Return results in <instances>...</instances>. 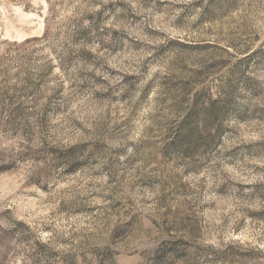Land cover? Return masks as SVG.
<instances>
[{"label":"rangeland","instance_id":"1","mask_svg":"<svg viewBox=\"0 0 264 264\" xmlns=\"http://www.w3.org/2000/svg\"><path fill=\"white\" fill-rule=\"evenodd\" d=\"M0 264H264V0H0Z\"/></svg>","mask_w":264,"mask_h":264},{"label":"trees","instance_id":"2","mask_svg":"<svg viewBox=\"0 0 264 264\" xmlns=\"http://www.w3.org/2000/svg\"><path fill=\"white\" fill-rule=\"evenodd\" d=\"M195 113H196V112H195ZM197 114H199V112H197ZM214 114H216V113L214 112ZM212 118H214V117H212ZM213 120H214V119H212V121H213ZM196 131H197L196 127L190 129V132H191V133H195Z\"/></svg>","mask_w":264,"mask_h":264}]
</instances>
